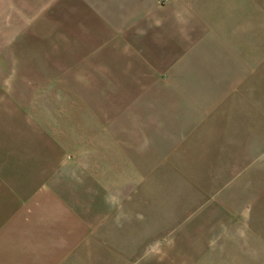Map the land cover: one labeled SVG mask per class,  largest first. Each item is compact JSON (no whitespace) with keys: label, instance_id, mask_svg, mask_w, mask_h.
Segmentation results:
<instances>
[{"label":"crops","instance_id":"obj_1","mask_svg":"<svg viewBox=\"0 0 264 264\" xmlns=\"http://www.w3.org/2000/svg\"><path fill=\"white\" fill-rule=\"evenodd\" d=\"M201 2L44 0L42 16V0H0V116L16 128L0 136V264H190L195 251L208 250L215 258L238 255L235 264H264V97L249 95L252 79L242 88L190 80L196 43L187 9ZM47 17L93 41L117 40L102 56L91 45L89 58L93 67L128 69L118 76L134 90L128 101L157 120L138 135L148 145L136 146L133 157L127 147L102 146L105 135L86 155L74 146V158L61 147L48 161L30 145L31 109L42 103L48 78L61 86L64 72L85 67L74 54L63 71L70 37L60 29L46 38ZM247 44L246 62L233 66L253 78L252 35ZM222 50L217 63L225 60ZM180 74L184 79L173 81ZM150 85L164 96H148ZM162 186L166 198H159Z\"/></svg>","mask_w":264,"mask_h":264},{"label":"rangeland","instance_id":"obj_2","mask_svg":"<svg viewBox=\"0 0 264 264\" xmlns=\"http://www.w3.org/2000/svg\"><path fill=\"white\" fill-rule=\"evenodd\" d=\"M51 1L53 2V0H47V2ZM156 1L160 5L166 0ZM201 1L199 7L187 9L192 19L189 29L196 39L191 42L192 44L196 43V45L191 46L190 50L194 52L187 62L190 80L193 82L200 80L235 81L241 83L240 88H242V84H246L248 80L252 79V87L247 90L249 95L255 98H263L264 0ZM43 3L44 0L41 4L42 16H44V11L47 13L49 10H44ZM60 29V25H55L51 18L47 19L46 24H42V32L46 34V38L54 35ZM61 30L64 38L68 35L70 37V40L64 39L65 43L62 49L64 65L68 62L70 66L71 61H74L75 54L81 59L84 58L85 67L74 69L73 75L64 72L61 86L55 85L51 81V77L48 78L47 87L41 91L42 103L36 106L41 117L36 114L37 111L35 112L34 108L31 109L34 123L32 122L29 127L32 133L30 145L42 148L48 161L56 157L57 148L61 147L67 149V154L74 158V146H77L78 150L86 155L88 147L101 144L102 135H105L107 137L106 143H102V146L110 147L115 152L116 150L119 152L120 148L124 152V147H127L126 150H132L129 151V154L133 157L136 146L141 147L140 145H142L143 148L144 144L148 145L145 140L149 138L138 135L148 134L152 128L151 124L156 123L157 120L151 119V116L148 115H139L137 108L140 109V106L133 100L128 101V98L133 97L134 90H130L131 87L128 84H121L118 77L119 73L127 74L128 69L119 72L113 68L93 67L89 58V55L92 54L91 45L95 48L94 53L102 56L106 47H109L111 53L115 51L117 40L100 38L93 41L87 36L85 30L74 29V24H63ZM174 32L177 33V30ZM250 34L254 43L253 78L250 77V72L248 74V68H245L243 73L234 69L233 66L237 61L238 64L246 62L245 53L249 48L247 43L250 44L251 42ZM203 36H205V41L199 45ZM220 49H223V54L226 57L224 61L217 63L214 56L216 51ZM202 51L208 52L206 57L199 53ZM112 59H115L114 55H112ZM227 60L231 62V65L224 64ZM139 63L142 67L145 65L143 60L141 62L139 60ZM66 65L63 71L70 68ZM126 67L128 66L126 65ZM72 77L83 85L78 84L77 86L75 84L74 87V82L70 80ZM183 79L182 74H180L173 81ZM160 82L166 85L172 84L171 81L166 83L160 80H156L155 83L158 86ZM154 87L156 85H150L148 86L149 89H145L147 95L156 99L163 97L164 90H159L157 87L154 90ZM238 91L243 95L244 91ZM143 109L147 110L146 108ZM0 117V136L7 137L12 129L15 131L16 128L14 126L12 128L7 117ZM38 130H46V135L35 136ZM141 140L143 143H140ZM158 193L160 194L159 198L160 196L166 198V187L162 186ZM164 202L159 201L158 203L160 205ZM131 203L134 204V201L132 200ZM262 209L264 211V200ZM164 210L163 206L159 207L160 212ZM133 218L140 220L142 215L137 213L134 214ZM127 234L134 236L132 232ZM194 257L190 264H235L238 259H241L236 254L215 258L210 250L201 256L195 251Z\"/></svg>","mask_w":264,"mask_h":264},{"label":"built area","instance_id":"obj_3","mask_svg":"<svg viewBox=\"0 0 264 264\" xmlns=\"http://www.w3.org/2000/svg\"><path fill=\"white\" fill-rule=\"evenodd\" d=\"M160 1H164V0H160Z\"/></svg>","mask_w":264,"mask_h":264}]
</instances>
